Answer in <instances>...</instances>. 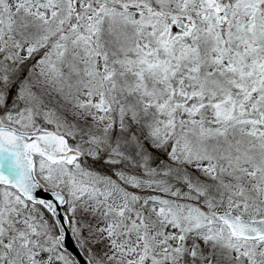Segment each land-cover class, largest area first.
Here are the masks:
<instances>
[{"label":"snow or ice","instance_id":"obj_1","mask_svg":"<svg viewBox=\"0 0 264 264\" xmlns=\"http://www.w3.org/2000/svg\"><path fill=\"white\" fill-rule=\"evenodd\" d=\"M0 264H264V0H0Z\"/></svg>","mask_w":264,"mask_h":264}]
</instances>
